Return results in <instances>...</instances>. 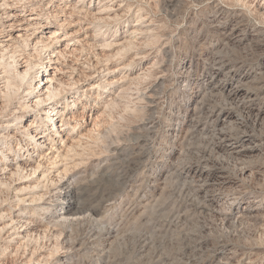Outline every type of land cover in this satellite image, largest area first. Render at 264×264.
Returning <instances> with one entry per match:
<instances>
[{
  "label": "rangeland",
  "instance_id": "rangeland-1",
  "mask_svg": "<svg viewBox=\"0 0 264 264\" xmlns=\"http://www.w3.org/2000/svg\"><path fill=\"white\" fill-rule=\"evenodd\" d=\"M26 4L43 27L0 34V157L33 122L53 138L0 174V264H264V0ZM21 208L30 238L9 243Z\"/></svg>",
  "mask_w": 264,
  "mask_h": 264
},
{
  "label": "bare ground",
  "instance_id": "bare-ground-1",
  "mask_svg": "<svg viewBox=\"0 0 264 264\" xmlns=\"http://www.w3.org/2000/svg\"><path fill=\"white\" fill-rule=\"evenodd\" d=\"M26 2H27V0H0V10L3 12H5V14H6V12L8 11V9H14V8H19L16 12H14L13 14H11V15H9L8 17H7V19L8 20H6V21H3V22H0V34L2 33V32H4V28H6V27H8V28H13V27H16V26H21V25H24L23 23H28V26L27 27H25L24 29L25 30H28V27L29 26H42L43 24H42V21H39L40 19L38 18V17H29V19L28 20H26L27 18L25 17V14H24V12H25V8H26V6H27V4H26ZM31 3V2H30ZM34 4H32V6H33ZM32 11H31V13H34V11L36 10L35 9V7L33 8L32 7ZM40 9V8H39ZM20 10V11H19ZM80 10V9H79ZM30 11V10H29ZM18 12H20V13H18ZM39 12V11H38ZM79 12V11H78ZM88 14H89V12H87ZM38 15L40 16L41 14L40 13H38ZM93 15V14H92ZM108 15V14H107ZM106 15V16H107ZM91 16V15H90ZM100 17V16H99ZM97 19V18H96ZM98 19H100V18H98ZM36 21V22H35ZM21 23V24H20ZM97 24V23H96ZM62 26V25H61ZM43 27V26H42ZM3 28V29H2ZM10 30V29H9ZM136 31L135 30H133L132 31V33H135ZM48 33H50V32H48ZM52 36H50L51 38H54V39H56L55 37L57 36V35H59V33H58V31H55V32H53V34H51ZM25 36V38H24V42H23V44L25 45V47H28L29 45H30V37H29V35H26V33L25 34H22L21 36L20 35H18L17 37H16V39H19L20 40V38L22 37H24ZM48 39V38H47ZM50 39V38H49ZM22 40V39H21ZM45 40L43 39V38H40L38 41H36V45H35V47H37V46H39V45H43V48H47L48 47V45H46L45 43ZM50 45V44H49ZM8 46V45H7ZM116 46V45H115ZM9 48V47H8ZM90 48H91V46H90ZM100 48V47H99ZM38 50V49H37ZM104 50V49H103ZM15 54H16V51H14V56H15ZM27 58V57H26ZM218 58V57H217ZM14 59H16V58H14ZM17 60V59H16ZM14 61L13 62V64H9L10 65V73H18L19 74V72H18V70H17V65H18V61ZM27 63H28V60L26 61ZM27 69L24 71V74H21V76L19 75V78H21V80H22V82H24L26 79H27V77L30 75V70L33 68L32 67V64H27ZM49 66H46V68H48ZM128 67L131 69L132 67L131 66H129L128 65ZM127 67V68H128ZM45 68V67H44ZM44 68H42V69H44ZM121 68V67H120ZM224 67H218V68H214V73H215V75L216 74H218V75H221V71H222V69H223ZM18 76V75H17ZM43 76H44V74H43ZM139 76V75H138ZM31 78H32V76H31ZM130 78V77H129ZM146 78V77H145ZM130 79H135V77H133V78H130ZM129 79V80H130ZM53 80H54V77H48V76H45L44 78H43V81H44V85H43V88H45V89H47L48 90V92H49V94H47L50 98L52 97H54L55 96V94H51V93H57V92H55L56 90H57V88H55V87H52V85H54L53 84ZM121 80V79H120ZM137 80V79H136ZM135 80V81H136ZM133 81V80H132ZM134 81V82H135ZM139 82H140V80H139ZM208 82H209V80H208ZM131 83H133V82H131ZM130 83V84H131ZM28 85H30V87H32L33 85L28 81V83H27ZM9 85H11V84H8V86ZM7 86V87H8ZM213 86V85H212ZM18 87V86H17ZM53 89H52V88ZM134 87V86H133ZM12 91V90H11ZM15 92H18V91H16V89H15ZM238 91H236V92H234V91H232V95H234V96H237L238 95V93H237ZM57 95V94H56ZM246 95V94H245ZM252 98V97H251ZM44 101H49V98L47 99V100H42L41 98L40 99H38V100H36L35 101V107L36 106H40L41 104H43L44 103ZM70 102H73V106H77L78 104H79V102H78V99H76V100H71ZM58 103V102H57ZM110 103V102H109ZM53 104V106H51ZM46 105H49V107L51 106V108L50 109H45V114H47V116H45V118H43V119H45L46 121H49V122H53L54 121V119L57 117H62V124L61 125H59V127H61V126H65V124L69 121L68 119L70 118V120H74L75 119V117L76 116H72V117H69L67 120V122L65 123V121H66V119H64L65 117H64V113H62V110H60V109H58L57 107H55V105H54V101L53 102H50V103H47ZM67 106V105H66ZM37 108V107H36ZM64 109H66V108H64ZM70 114V113H69ZM25 114H21V115H19V116H15L16 117V119H20V118H22L23 116H24ZM95 119H97V118H95ZM57 121V120H56ZM35 122H33V123H31V124H29V125H27V126H25L26 128H25V131L27 132V135H28V137H27V140H26V138H22V139H19V140H22V141H25V142H27L26 144H25V147L27 146V148L25 149L24 147H18L17 148V150L15 149L14 150V157H12L11 158V162H7L6 160H4V159H2V157H0V163H2V167H0V174L2 175V179H4L5 177H7V174L9 173H12V175H14V177H15V174H19V173H21V172H25L26 170H29V169H31L32 167H31V160H30V158H27V157H25V154L26 153H31V154H34V156H36V155H38V153H36L37 152V150L38 149H40V150H42L43 148L45 149V147L46 146H48V142L46 143V140L45 141H43V139L44 138H48L49 140H51L53 137H52V135H50V134H46V132H47V130H49V129H46L45 130V132L43 131V132H38V127L37 126H35V124H34ZM69 124V123H68ZM14 125V124H13ZM12 124H10L9 126H6V127H12L13 126ZM67 125V124H66ZM76 126V125H75ZM74 126V127H75ZM24 127V126H23ZM44 127V126H43ZM50 127V126H49ZM2 128V127H1ZM63 128V127H62ZM76 128V127H75ZM57 129H58V127H57ZM33 130V133H31L30 131H32ZM34 132H36V133H34ZM61 132V131H60ZM52 133H53V131H52ZM56 133H58L57 131H56ZM26 134V133H25ZM62 134V133H61ZM62 136V135H61ZM15 137V136H14ZM28 138H29V140H28ZM17 139V140H18ZM66 139V138H65ZM32 141V142H31ZM70 141V140H69ZM31 142V143H30ZM74 142V141H73ZM72 142V143H73ZM23 143V142H22ZM21 143V144H22ZM68 144V143H67ZM228 144V143H227ZM19 145H20V143H19ZM18 145V146H19ZM69 145V144H68ZM63 146H66V145H63ZM67 149H68V147H66ZM71 147H69V149H70ZM51 149V148H50ZM59 149V148H58ZM62 149V148H61ZM67 149H65L66 151V153H67V151L69 150H67ZM10 150V149H9ZM22 150H24V153L23 154H19L18 155V153L19 152H21ZM60 151H63V150H60ZM72 152V151H71ZM235 152V151H234ZM58 153V152H57ZM46 154V153H45ZM40 155H42V153H40ZM54 155V154H53ZM58 155H59V153H58ZM33 156V155H32ZM45 156V155H44ZM60 156V155H59ZM66 156H67V154H66ZM54 157V156H53ZM53 157H51V158H53ZM62 157V156H61ZM48 158V157H47ZM64 158V157H63ZM45 159V158H44ZM55 159H57L56 157H55ZM49 161H50V159H48ZM59 160V159H58ZM52 162V161H51ZM54 162V161H53ZM63 162V161H62ZM56 163H57V161H56ZM54 164V163H53ZM52 165V164H51ZM38 168V167H37ZM67 168V167H66ZM33 169V168H32ZM34 170V169H33ZM65 170V169H64ZM36 171H37V169H35V172H34V174L36 173ZM63 171V170H62ZM27 172V171H26ZM57 172V171H56ZM64 172V171H63ZM22 174V173H21ZM11 175V176H12ZM9 176V175H8ZM10 176V177H11ZM201 177V176H200ZM208 178V177H207ZM8 179V178H7ZM13 179V178H12ZM10 180V179H9ZM1 181V180H0ZM12 181V180H11ZM4 183V182H3ZM48 194V193H47ZM46 194V195H47ZM65 195V200H67V206L66 207H64V210H65V212H67V211H69L70 210V208H71V204L73 203V196H74V194L71 192V193H65L64 194ZM39 198V197H38ZM42 198H40V200H41ZM23 200V199H22ZM4 202V201H3ZM32 203V202H31ZM33 204V203H32ZM31 204V205H32ZM25 206V205H24ZM60 206V205H59ZM39 208H41V206H39ZM20 209V208H19ZM24 209L23 208H21V210H19L18 212L19 213H17L16 214V216L14 217V218H9L8 216V220L10 219V222L9 223H6V225H4L3 226V229L4 230H6L7 232H8V237L10 238L9 239V243H13V241H15V240H13V239H15V238H19V239H21V240H27L28 238H30L29 236H28V228H30V224L28 223V222H24L23 221V218H24V216L23 215H26V213H25V211H23ZM5 214V213H4ZM55 214V213H54ZM216 215V214H215ZM10 216V215H9ZM50 228V227H49ZM47 232V231H46ZM52 232V231H51ZM34 235V234H33ZM14 236H16V237H14ZM14 237V238H13ZM34 237V236H33ZM13 238V239H12ZM5 239V238H4ZM7 239V238H6ZM32 240V239H31ZM34 241V240H33ZM29 243V242H28ZM51 243V242H50ZM56 244V243H55ZM50 245V244H49ZM7 247H9L10 248V245H8ZM56 247H57V245H56ZM57 251V250H56ZM10 252V251H9ZM18 252V251H17ZM34 252V251H33ZM37 252V251H36ZM10 254V253H9ZM16 254V253H15ZM33 255V254H32ZM32 257H34V256H32ZM43 258V257H42ZM32 259V258H31ZM46 259V258H45ZM48 259V258H47ZM44 260V259H43ZM32 261V260H31ZM39 262V261H38ZM44 264V263H43Z\"/></svg>",
  "mask_w": 264,
  "mask_h": 264
}]
</instances>
